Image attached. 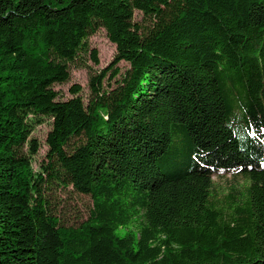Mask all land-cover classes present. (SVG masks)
<instances>
[{
    "label": "trees",
    "instance_id": "1",
    "mask_svg": "<svg viewBox=\"0 0 264 264\" xmlns=\"http://www.w3.org/2000/svg\"><path fill=\"white\" fill-rule=\"evenodd\" d=\"M100 28L112 61L61 100ZM0 264H264V0H0Z\"/></svg>",
    "mask_w": 264,
    "mask_h": 264
},
{
    "label": "rangeland",
    "instance_id": "2",
    "mask_svg": "<svg viewBox=\"0 0 264 264\" xmlns=\"http://www.w3.org/2000/svg\"><path fill=\"white\" fill-rule=\"evenodd\" d=\"M135 19L137 21H142V14L136 12ZM89 43L91 47L96 48L98 51L99 64L94 63L90 55L86 54L83 57L84 66L72 65L70 80L54 86L55 90L58 91L61 100H66L72 97L73 93L71 87L77 84L82 88L79 95L86 101L90 95L89 74L91 72L97 73L102 68L109 65L116 53V46L109 39L105 28H100L95 34L91 35ZM120 66L122 70H124L127 67V64L122 62L120 63ZM51 121V119L46 118L44 122L36 126L32 132V137L37 138L40 143L39 151L35 155L33 162L35 169L38 168L39 163L44 159L47 152L48 146L46 138L51 129ZM214 182L219 195L224 196L229 192L232 186L243 188L245 179L241 176L234 177L231 175H224L221 177L215 176ZM51 202L53 207L58 210L62 221L66 224H76L81 220L86 219L89 208L92 206V199L89 196L77 193L72 187L57 190V193L52 197Z\"/></svg>",
    "mask_w": 264,
    "mask_h": 264
}]
</instances>
